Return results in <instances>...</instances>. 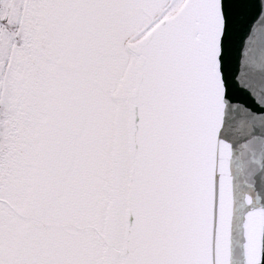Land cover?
I'll return each mask as SVG.
<instances>
[{
	"label": "snow or ice",
	"instance_id": "6c2138e0",
	"mask_svg": "<svg viewBox=\"0 0 264 264\" xmlns=\"http://www.w3.org/2000/svg\"><path fill=\"white\" fill-rule=\"evenodd\" d=\"M0 264H264V0H0Z\"/></svg>",
	"mask_w": 264,
	"mask_h": 264
}]
</instances>
